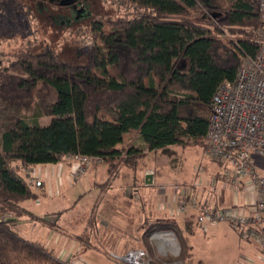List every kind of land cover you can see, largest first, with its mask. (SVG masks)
<instances>
[{
    "label": "trees",
    "instance_id": "1",
    "mask_svg": "<svg viewBox=\"0 0 264 264\" xmlns=\"http://www.w3.org/2000/svg\"><path fill=\"white\" fill-rule=\"evenodd\" d=\"M118 1L135 15L91 21L88 32L99 45L87 63L74 65L53 50L35 51L27 37L11 38L34 0H0V264H68L12 228L23 218L47 225L23 208L37 196L12 164L98 156L108 174L120 166L136 172L144 148H129L123 160L118 149L129 135L148 151L202 147L218 88L258 54V0ZM32 105L36 112L25 120ZM40 117L52 120L41 127ZM164 231L178 234L185 261L189 228L158 220L145 237Z\"/></svg>",
    "mask_w": 264,
    "mask_h": 264
},
{
    "label": "rangeland",
    "instance_id": "2",
    "mask_svg": "<svg viewBox=\"0 0 264 264\" xmlns=\"http://www.w3.org/2000/svg\"><path fill=\"white\" fill-rule=\"evenodd\" d=\"M54 1L34 0L33 7H31V10H33L32 13H30V16L21 14L22 16L19 17V23L12 29L11 38L15 36L25 39L27 37L28 40L30 39L32 41L35 51L38 52L45 49L53 50L59 61L74 65L76 63H87L89 50L92 49L95 44L99 45V42L95 43L92 35L88 32L91 21L115 20L122 16L129 18L135 15L136 12L135 8L126 3H121L118 0H79L82 4V10H85L84 14H86V16L84 15V19L76 17V20L74 19V22L67 26L58 24L60 20L62 21L67 16L66 8L60 7L57 4L60 0ZM27 3L30 4L31 0H27ZM11 15L9 16L11 17ZM199 17V14L196 15V18ZM10 23L12 22L10 21ZM7 48L8 47H6V49ZM1 57L0 54V59H2ZM35 112L34 105H32L22 116H26L24 119H28L29 121L33 118ZM51 120L52 118L50 117H40V119H36L35 124L45 127L50 124ZM133 139V136L129 135L124 143L132 142ZM203 148L204 145L200 147L190 144L184 147L179 146L178 148L173 147L170 150L167 149L165 153H150L153 158L165 156V158L170 161L166 163L144 162L143 158L140 161L142 164L140 173L144 174L147 172L150 176L155 173V175L160 178L159 184L147 190V193L156 195L160 194L159 192H169L171 193L170 195L174 196L173 200L177 207L176 199L181 191H187L189 188H192V186L195 188L196 192L198 189H206L207 181L211 176L210 170L212 167L214 168V164L207 161L208 159L206 158L207 156ZM103 166V163L100 165H92L91 170L95 167H99L102 171L98 173L104 175L106 169H103ZM52 167L54 170L53 165ZM17 169L21 176H25V174L29 172V170L24 172V170L20 171L19 168ZM35 171L38 172L37 167ZM109 174L110 177H113L115 171L111 169V173ZM55 178L57 179V176H55ZM52 184L53 191L51 193H47L48 191L45 187H43V189H38L39 200H28L24 202L22 206L25 209L31 208L38 217H45L49 221H56V212L48 213L47 217L39 213L45 209L60 211L61 219L58 221L59 227H62L61 224H64L63 228L66 226L65 228L71 230V232L78 230L80 233L82 228H87L83 235L84 240H82L86 242V247H88L85 252L89 249V251H94L97 255L94 253L90 256L83 254L84 258H79L81 260H79L77 256H74L70 262H67L68 264H77L78 261H81V264H123L121 261L111 259L109 257L110 253L122 256L128 250L134 249H143L146 251L152 259L153 264H263L262 255L256 251L255 247L251 243L241 241L237 235H235L236 233L227 225H195L193 221L191 227H189V231H186L182 236L188 246L186 248V260L182 261L181 259L183 250L178 234L175 235L171 231L156 233L170 234L177 243L179 253L174 257H161L157 247L161 245L163 241L153 238L152 235L155 233H151L148 237H145L149 225L155 223L156 220L153 217L150 219L144 217L141 223H136L135 210L132 208L131 204L122 202L118 187L114 186L104 194L101 188L96 187L90 195L86 196L79 203H75L78 199L77 197L81 195L80 192L71 191L69 197L65 196L64 199H62L59 196V190L58 187L55 186L54 179L52 180ZM218 186L219 191L225 188L220 180ZM222 193H224L225 197H228L230 194L227 191ZM95 197H98L96 199L97 205L100 203L104 207V211L101 215L97 213L90 214V212H86V210L83 211L85 208L84 203L87 202L89 198ZM73 198H76V200H72ZM61 208H68V210H59ZM102 217L107 219V222ZM81 218H85V220ZM109 218H111L112 221H110ZM23 219L25 221V218ZM27 220L33 221L31 219ZM62 220H64L63 223ZM33 222L36 223L35 221ZM38 222L41 223L40 220ZM44 222L46 221L44 220ZM149 222H151V224H149ZM87 223H89V225ZM38 228H40L39 225ZM23 229L24 227L21 226L20 231L22 232ZM67 230L65 232H67ZM20 237H22V234H20ZM82 246L85 247V244H82ZM92 256H97V259L100 261L97 262L92 260Z\"/></svg>",
    "mask_w": 264,
    "mask_h": 264
},
{
    "label": "built area",
    "instance_id": "3",
    "mask_svg": "<svg viewBox=\"0 0 264 264\" xmlns=\"http://www.w3.org/2000/svg\"><path fill=\"white\" fill-rule=\"evenodd\" d=\"M258 10L264 22V0H258ZM258 35L256 57L246 59L234 82L220 85L213 97L203 148L219 167V180L243 195V202L230 209L199 206L196 197L189 196V190L181 191L176 200L179 213L186 209L195 212V224L227 225L239 239L255 245L264 256V28ZM73 160L74 179L83 177L92 165L103 163L98 156H74ZM27 175L30 188H41L36 171L29 170ZM169 236L152 235L159 241ZM172 241L161 242L163 245L157 247L161 257L178 255L177 243L174 238ZM109 257L123 264H152L143 249L128 250L122 256L110 253Z\"/></svg>",
    "mask_w": 264,
    "mask_h": 264
},
{
    "label": "crops",
    "instance_id": "4",
    "mask_svg": "<svg viewBox=\"0 0 264 264\" xmlns=\"http://www.w3.org/2000/svg\"><path fill=\"white\" fill-rule=\"evenodd\" d=\"M128 136L126 137L125 141L127 140ZM133 141L128 143H122V145L118 146V149L122 151L123 156L121 159H124L126 156L124 153L129 148H144L142 155H143V161L144 162H170L165 156L154 157L151 156L150 153H165L162 151H148L144 144L142 143L141 139H139L138 136H133ZM173 147H179V146H170L167 149H172ZM166 151V150H165ZM172 151V150H171ZM204 151V150H203ZM158 154V155H159ZM205 155V154H204ZM206 157V156H205ZM210 163L214 164V168L212 167L211 176L209 180L207 181V187L206 189L203 188L198 189L197 192L195 191V188L192 186V188H189L188 194L189 196L196 197V201L199 204V206H204L208 208H233L235 206L241 205L243 202V195L240 193H236L234 190H231L228 187L223 188L222 191H219V167L216 165V163H213L208 157H206ZM74 156H64L59 162L55 164H47V165H32V166H23L20 163H14L12 166L14 168H19L20 171L24 170L26 172L27 170H34L36 167L38 168V180L41 181L42 186L41 188H32V191L36 194V199L39 200V195L37 190L43 189L45 187L47 189V193H51L53 191V184L52 180H55V186L58 187L59 190V196L60 198L64 199L65 196L69 197V194L71 191H78L81 195H79L76 200V198H73L72 200L75 201V203H79L81 200H83L86 196L90 195L92 191L99 187L102 190V193H106L108 190H110L112 187L116 186L118 187V190L121 193V200L125 204H131L132 208L135 210V218L136 223H141L144 220V217L151 218L153 217L156 221L158 220H167V221H175L177 222V225H179L180 228L185 230L186 226L189 228L191 227L192 221L195 222V212L191 209H186L182 213L178 212L177 207L175 206L174 196L170 195L171 193L164 191L159 192L160 194L152 195L148 194L147 190L155 187L157 184H159L160 178L154 174H152L151 178L148 179L147 176L148 173L141 174L140 173V166H137L136 172L133 171V169L127 170L124 168V166H120L113 177H110L108 174V168L104 164L103 169H106V172L103 174L98 173L101 172L99 167H95L91 170V168L88 170V172L81 178L74 179L72 176V167L74 164ZM137 162H140L137 161ZM54 166V170L53 167ZM18 166V167H17ZM52 167V168H48ZM105 167V168H104ZM19 171V170H18ZM37 171V170H36ZM19 173V172H18ZM57 176V179L55 178ZM128 176V177H127ZM24 179L28 178V175L25 174V176H22ZM100 182V183H99ZM204 187V186H203ZM199 188V187H198ZM224 191H227L230 193L228 197L224 195ZM168 193V194H166ZM102 196V195H101ZM95 198H89L87 202H85L84 206L85 208L83 211L86 210V212H90V214L97 213L100 214L103 213L104 207L102 204L97 205V199ZM24 208V207H23ZM32 216L39 218L36 215L35 212L31 210V208L26 209ZM59 210H68L67 209H59ZM56 212V221H49L45 217L44 223L47 225H43L42 223H39V220L34 219L36 223L33 221H29L25 218L15 222L12 226L13 229L20 235L22 234V238L26 241L29 240V242H39L42 243L45 247V249L52 253L57 259L67 263L70 262L72 257L77 256L79 258H84V255H91L94 253V251H87L85 252L87 244L86 242L82 241L84 240V233L85 229L82 228L80 233L78 230H74V232H71V230H67L65 227L63 228L64 224H61L62 227H59L58 221L61 219L60 217V211H50L45 209L39 214H42L43 216H48V213ZM47 213V214H46ZM84 214V213H83ZM85 215V214H84ZM105 219L104 217H102ZM16 220V218H12ZM52 219V218H51ZM82 220H85V218H81ZM110 221L111 218H109ZM189 219V220H188ZM107 219H105L106 221ZM188 221V222H187ZM64 220H62V223ZM107 222V221H106ZM127 223V222H126ZM196 223V222H195ZM194 223V224H195ZM89 225V223H87ZM151 224V222H149ZM38 225L40 228H38ZM198 225V224H195ZM21 226L24 227V229L21 230ZM15 227V228H14ZM195 227V226H194ZM193 227V228H194ZM67 230V232H65ZM82 244H85V247L82 246ZM253 245V244H252ZM124 246V245H121ZM257 250V247L253 245ZM259 253V252H258ZM96 254V253H94ZM260 254V253H259ZM97 255V254H96ZM261 255V254H260ZM82 256V257H81ZM102 257V256H101ZM262 263L264 264V256H261ZM81 260V259H79ZM92 260L99 262L100 260L97 259V256H92ZM186 260V259H185ZM77 264H81V261H78Z\"/></svg>",
    "mask_w": 264,
    "mask_h": 264
},
{
    "label": "flooded vegetation",
    "instance_id": "5",
    "mask_svg": "<svg viewBox=\"0 0 264 264\" xmlns=\"http://www.w3.org/2000/svg\"><path fill=\"white\" fill-rule=\"evenodd\" d=\"M57 4L67 10V16L62 21L60 20L58 24L68 26L70 23L74 22V19L76 20V17L84 19V15L86 16V14H84L85 10H82V4L79 0H60Z\"/></svg>",
    "mask_w": 264,
    "mask_h": 264
},
{
    "label": "bare ground",
    "instance_id": "6",
    "mask_svg": "<svg viewBox=\"0 0 264 264\" xmlns=\"http://www.w3.org/2000/svg\"><path fill=\"white\" fill-rule=\"evenodd\" d=\"M162 241H163V242H165V241H169V242H171L172 239H171V237H164V238L162 239ZM171 243H173V241H172Z\"/></svg>",
    "mask_w": 264,
    "mask_h": 264
},
{
    "label": "water",
    "instance_id": "7",
    "mask_svg": "<svg viewBox=\"0 0 264 264\" xmlns=\"http://www.w3.org/2000/svg\"><path fill=\"white\" fill-rule=\"evenodd\" d=\"M147 178L150 179L151 176L149 175V176H147ZM12 220H13V219H8V221H12Z\"/></svg>",
    "mask_w": 264,
    "mask_h": 264
}]
</instances>
